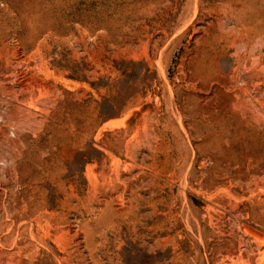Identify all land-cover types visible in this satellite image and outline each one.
Instances as JSON below:
<instances>
[{"label": "rangeland", "instance_id": "374dc122", "mask_svg": "<svg viewBox=\"0 0 264 264\" xmlns=\"http://www.w3.org/2000/svg\"><path fill=\"white\" fill-rule=\"evenodd\" d=\"M0 264H264V0H0Z\"/></svg>", "mask_w": 264, "mask_h": 264}]
</instances>
